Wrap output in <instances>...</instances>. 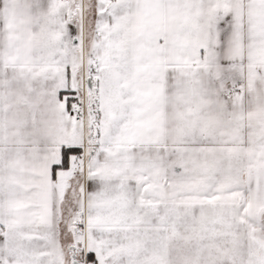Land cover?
Wrapping results in <instances>:
<instances>
[{"label":"snow or ice","instance_id":"obj_1","mask_svg":"<svg viewBox=\"0 0 264 264\" xmlns=\"http://www.w3.org/2000/svg\"><path fill=\"white\" fill-rule=\"evenodd\" d=\"M0 264H264V0H0Z\"/></svg>","mask_w":264,"mask_h":264}]
</instances>
